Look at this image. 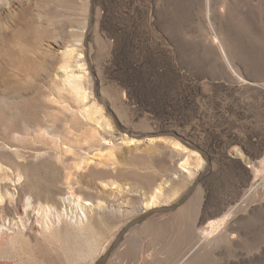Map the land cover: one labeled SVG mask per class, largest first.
<instances>
[{
  "label": "rangeland",
  "instance_id": "374dc122",
  "mask_svg": "<svg viewBox=\"0 0 264 264\" xmlns=\"http://www.w3.org/2000/svg\"><path fill=\"white\" fill-rule=\"evenodd\" d=\"M89 6L0 0V138L21 147L0 185L40 198L39 241L4 226L0 264H93L155 188L171 205L197 178L107 264H264V0H94L90 21Z\"/></svg>",
  "mask_w": 264,
  "mask_h": 264
},
{
  "label": "bare ground",
  "instance_id": "6f19581e",
  "mask_svg": "<svg viewBox=\"0 0 264 264\" xmlns=\"http://www.w3.org/2000/svg\"><path fill=\"white\" fill-rule=\"evenodd\" d=\"M78 58L80 60L79 62H81L80 64L77 65L79 71H81L83 73H87L86 72L87 68H86V66L82 60L83 59L82 52L79 53ZM64 68H66V67H64ZM66 78L68 80L70 77L66 74ZM93 106H94L96 112L99 113V119H95L96 124H99L100 118L101 119L103 118V115L101 112L102 110H101V108L95 106L94 104H93ZM107 126H108V124H107ZM118 139L121 142L127 141V139L124 137H121ZM109 140L113 141L112 138ZM149 141H156V140L152 139ZM129 142L133 143L134 140H129ZM113 143H115V142H113ZM5 145H6V147L8 146L10 148H15V149L21 148L20 146H18L16 143L12 142L11 140L0 138V162H2V163L5 162L4 157L10 155V153L4 149ZM176 145L179 146L177 143H176ZM66 152H68V151H66V149H64V150L60 149L56 152L46 149L45 155L47 157H49V156H52L55 154L58 157H64L63 158L64 160L61 159V163L57 164V166L60 165L61 167L66 169V163H65L66 162V157H65ZM191 153L196 156V158H197L196 161H198L199 164H202V160L197 155V153H195V152H191ZM109 154L112 155V152H109ZM186 161L187 160L185 159V160H183L182 163L184 164V163H186ZM3 164H5V163H3ZM16 170L23 176L24 181H27L26 173L24 171H22V169L17 167V166H16ZM65 181H66V185H68L69 192L70 191H76L78 193V192L82 191V188L79 187V185L77 183H76L77 185L75 188L72 185V183H70V174H65ZM0 189H1V193H0V231H1L0 238H3L5 235V232L2 231L4 226H7V228H9V229H20V226H21L23 229V233L25 235H27L30 238H33V240H35V242H38L39 239L34 237V231L36 229L38 230V226H39V222H40V220L38 218V214L40 212V206H39L40 205L39 204L40 198H37L33 194L34 191L28 189L27 193L30 195V202L27 204L24 201H21V195H23L24 192L26 191L23 184H18L17 186H15V188L13 189V192H11V194L8 193V192H10V190H9V186L6 182H3L0 185ZM2 191L4 192V194H2ZM162 195H163L162 188H160V187L155 188L152 191V193L148 196V198L145 200V203L143 205L142 210L156 206L160 202ZM84 203L87 204L88 201L85 199ZM33 217H34V220H32ZM210 227H211V225L208 226V228H210ZM7 233L13 234L14 232L8 230ZM48 238L49 237H47V240H49ZM31 243L32 242H21V244H23L26 247L33 246V244H31ZM50 252L51 251L49 249L43 254L46 261H49V259H50V256H51Z\"/></svg>",
  "mask_w": 264,
  "mask_h": 264
},
{
  "label": "water",
  "instance_id": "95a60500",
  "mask_svg": "<svg viewBox=\"0 0 264 264\" xmlns=\"http://www.w3.org/2000/svg\"><path fill=\"white\" fill-rule=\"evenodd\" d=\"M93 7H94V0H90V6H89V21L92 18L93 15ZM198 179H195L190 186V188L184 193L177 201H175L171 205H161V206H153L148 209L142 210L132 221H130L118 234L115 242L113 245L102 255L100 258H98L93 264H107L112 252L117 247L121 239L124 237V235L136 224L142 222L143 220L149 218L150 216L158 213H164V212H170L175 209H177L179 206H181L191 195L193 190L198 184Z\"/></svg>",
  "mask_w": 264,
  "mask_h": 264
},
{
  "label": "trees",
  "instance_id": "16d2710c",
  "mask_svg": "<svg viewBox=\"0 0 264 264\" xmlns=\"http://www.w3.org/2000/svg\"><path fill=\"white\" fill-rule=\"evenodd\" d=\"M137 73H138V72H136V71H135L134 73H133V72H131V74H130V75H131V77H132V78H135V76H136V74H137ZM135 85H137V83H136V82H134V86H135ZM164 100H165V99H164Z\"/></svg>",
  "mask_w": 264,
  "mask_h": 264
}]
</instances>
